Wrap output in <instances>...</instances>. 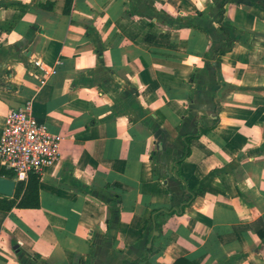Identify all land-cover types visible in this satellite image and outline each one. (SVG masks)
<instances>
[{"label":"crops","instance_id":"1","mask_svg":"<svg viewBox=\"0 0 264 264\" xmlns=\"http://www.w3.org/2000/svg\"><path fill=\"white\" fill-rule=\"evenodd\" d=\"M27 102L59 158L0 264H264V0H0V133Z\"/></svg>","mask_w":264,"mask_h":264},{"label":"built area","instance_id":"2","mask_svg":"<svg viewBox=\"0 0 264 264\" xmlns=\"http://www.w3.org/2000/svg\"><path fill=\"white\" fill-rule=\"evenodd\" d=\"M34 65L44 74L49 73L40 60ZM60 140V135L36 121L29 102L11 108L0 133V167L12 171L16 181L26 179L30 172L40 174L58 160Z\"/></svg>","mask_w":264,"mask_h":264},{"label":"trees","instance_id":"3","mask_svg":"<svg viewBox=\"0 0 264 264\" xmlns=\"http://www.w3.org/2000/svg\"><path fill=\"white\" fill-rule=\"evenodd\" d=\"M71 0H67L68 8ZM220 52V51H219ZM1 175H6L10 178L14 177V173L9 170L0 171ZM39 178L38 173L30 172L26 179H18L16 182L15 191L12 197H0V209L10 210L13 207L19 208H36L39 206ZM183 210V206L180 210L174 212H180ZM157 212V209L153 211V214ZM144 257L135 259L132 264H138Z\"/></svg>","mask_w":264,"mask_h":264},{"label":"water","instance_id":"4","mask_svg":"<svg viewBox=\"0 0 264 264\" xmlns=\"http://www.w3.org/2000/svg\"><path fill=\"white\" fill-rule=\"evenodd\" d=\"M16 184L15 179L0 175V195L11 197L14 194ZM154 234H157V232L154 231Z\"/></svg>","mask_w":264,"mask_h":264}]
</instances>
